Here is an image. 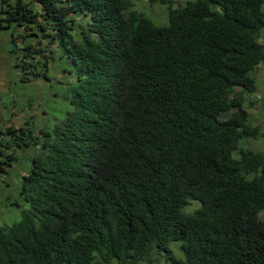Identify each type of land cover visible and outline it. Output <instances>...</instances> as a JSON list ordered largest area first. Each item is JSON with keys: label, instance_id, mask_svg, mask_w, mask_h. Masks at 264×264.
Returning a JSON list of instances; mask_svg holds the SVG:
<instances>
[{"label": "trees", "instance_id": "1", "mask_svg": "<svg viewBox=\"0 0 264 264\" xmlns=\"http://www.w3.org/2000/svg\"><path fill=\"white\" fill-rule=\"evenodd\" d=\"M147 1L167 26L131 0H0L18 83L64 77L49 121L0 128V184L39 151L0 264H264V154L240 146L260 135L264 0Z\"/></svg>", "mask_w": 264, "mask_h": 264}, {"label": "rangeland", "instance_id": "2", "mask_svg": "<svg viewBox=\"0 0 264 264\" xmlns=\"http://www.w3.org/2000/svg\"><path fill=\"white\" fill-rule=\"evenodd\" d=\"M178 3L184 5L187 0H176ZM139 11L144 12V16L152 21L156 26H167V5L159 3H149L147 0H131ZM174 6V5H173ZM9 38L4 30H0V128H26V124L31 120L40 128L43 123L50 120V104L45 101V97H54L57 91L60 92V86L63 83V76L60 72L59 66L53 64L55 69L51 71L50 76L53 80V86L42 80H34L27 86H21L17 81V74H14L11 66L13 64V57L7 53ZM259 41L264 43V30L260 36ZM256 79V93L251 95V99L255 100L257 104L251 105L247 108L250 115L249 121L253 126L259 128L260 135L256 140H245L241 143V147L250 148L251 150L264 154V62L258 65L254 73ZM57 81H60L57 84ZM15 100L16 103H9L8 100ZM7 102V103H6ZM7 106V107H6ZM11 107H14L11 108ZM11 108V109H9ZM34 117V118H31ZM45 120V121H44ZM38 149H16L14 155L18 158L13 163L11 168L6 167L8 175H4L0 184V226H11L12 224L21 220V213L27 210L29 205L22 200L18 195L19 179L21 174L26 171L23 170L27 166V157H32L38 154ZM7 184V185H6ZM14 203L15 206H11ZM198 207L197 202H193L187 210L191 211ZM179 243L170 244L174 254L181 256L177 248ZM176 245V246H175ZM179 247V246H178ZM163 256V253H161ZM160 258L156 251H152L150 258L139 264H170L164 258L157 262Z\"/></svg>", "mask_w": 264, "mask_h": 264}]
</instances>
